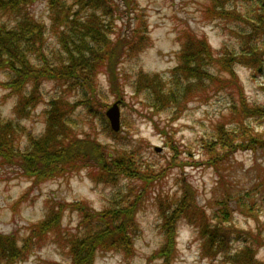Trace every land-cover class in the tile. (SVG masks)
Segmentation results:
<instances>
[{"label": "rangeland", "instance_id": "374dc122", "mask_svg": "<svg viewBox=\"0 0 264 264\" xmlns=\"http://www.w3.org/2000/svg\"><path fill=\"white\" fill-rule=\"evenodd\" d=\"M127 1L135 11L131 12V8L123 4L111 26L116 31L127 33L136 24L143 23L147 25V31L144 39L137 43L139 51L130 48L117 64L121 71L117 83L123 86L122 99H116V95L111 93L103 73L99 72L96 79L97 90L105 96L102 99L106 102L104 113L114 101L119 100V133L123 138L118 143L111 141L102 126L104 119L109 123L106 115L104 119L87 116L82 106L70 114L73 123L68 125L70 131L80 134V139L84 133H90L110 151L134 148L143 161L156 170L163 168L164 174L151 187L145 204L135 214L138 230L132 241L133 250L126 255L116 250L97 252L93 264H165L160 258H150L159 250L163 240L156 196L179 195V183L183 181L191 184L197 206H202L208 215L220 206L223 197L228 198L230 217L226 223L236 235L228 247L234 252L243 244L242 235L250 232L257 238L254 242L256 257L264 263V147L239 148L227 162H223L219 171L202 163L207 159L202 143L213 137L216 130L233 143L241 141L243 136L249 140H264V58L262 64L255 67L235 63L231 70L237 83L230 82V73L223 71L220 73L225 82L223 86L215 83L206 90L199 86L185 93L178 107L162 103L150 108L149 99L144 94L146 90L140 86L141 94H137L133 84H144V75L157 74L161 81L155 77L152 80L160 87L164 85L165 91L169 90L171 70L178 63L182 42L193 34L197 38H205L215 55L243 53L248 48L252 50V45L262 53L264 35L262 38L258 33L250 34L249 27V20L258 6L251 1L227 0L225 6L234 10L238 18L224 19L213 16L216 0ZM31 12L35 18L49 24L44 0H37L31 6ZM5 23L11 24L9 18L0 13V24ZM47 42L48 52L58 48L52 34H48ZM216 68L213 67L211 72L215 74ZM4 82L6 75L0 71V128L6 126L5 130L10 133L6 139L19 153H25L29 140L39 138L45 130L46 102L51 96L63 93V87L52 80H43L38 88L39 101L30 107L24 105L23 110L16 112L18 94L2 86ZM64 96L75 101L80 93L79 90L64 91ZM233 100H236L237 112L253 108L260 115L245 117L246 131L233 121L235 114L230 113ZM174 146L175 151L172 149ZM55 166L57 170L54 167V172L58 175L35 180L33 169L27 168V171L0 159L1 233L14 234L21 243L30 227L42 220L50 208L57 210L59 204L63 205V210L58 225L67 232H75L81 220L78 209L95 212L99 217L105 208L124 202L122 194L126 190H119V186L121 189L124 187V179L117 187L116 183L98 180L95 170L85 164L74 168L66 165L63 169L61 165ZM56 236L53 230L48 231L24 260L13 264H67L68 252L62 243L55 240ZM200 248L201 239L192 226L180 220L175 254L169 264H227L221 263L224 261L221 252L210 257ZM0 264L9 263L2 261Z\"/></svg>", "mask_w": 264, "mask_h": 264}, {"label": "trees", "instance_id": "16d2710c", "mask_svg": "<svg viewBox=\"0 0 264 264\" xmlns=\"http://www.w3.org/2000/svg\"><path fill=\"white\" fill-rule=\"evenodd\" d=\"M36 1L0 0V13L6 15L11 23L0 24V71L6 75V82L2 86L9 88L11 93L17 92L16 112L23 110L24 105L30 107L39 101L38 88L45 79L62 86L63 93L51 96L46 102L45 130L39 138L29 140L27 152L19 153L12 142L6 139L10 137L9 131L5 130L6 126L0 128V159L24 170L33 169L31 171L36 173L35 180L58 175L54 172V167L57 170L55 165H61L63 169L66 165L74 168L85 164L92 171L95 170L98 180L104 183H116L118 187L124 179V187L121 189L119 186V190L126 191L122 194L123 203L105 208L99 217L95 212L78 209L81 220L77 223L75 232H67L58 225L62 204L57 206V210L50 208L42 220L32 225L21 243H18L14 234L0 232L1 262L13 264L24 260L32 247L51 230L57 235L55 240L62 243L68 252L67 264H93L97 252L108 250L126 255L133 250L132 241L138 230L135 214L145 204L151 187L162 178L163 168L156 170L151 167L134 148L130 151H110L90 133H84L80 139V134L70 131L68 124L73 123L70 114L80 106L87 116L104 119L103 108L106 107V102L102 99L105 96L97 90L96 79L99 72L107 77L110 91L116 95V99H122L123 86L117 83L121 71L117 64L125 56V51L128 52L130 48L132 51L138 50L137 43L144 39L147 25L138 23L127 33L116 31L111 26L116 12L123 4L130 7L131 12L135 11L127 0H44L49 16V24H46L31 12V6ZM225 1L227 0H216L213 4V16L238 18L234 10L225 6ZM236 1L238 0H232ZM244 1L254 2L258 6L249 20L250 34L258 33L263 38L264 0ZM48 34H52L58 44L56 50L49 52ZM263 58L264 51L260 53L253 45L252 50L248 48L243 53L215 55L205 38H197L193 34L182 42L178 63L171 70L169 90L165 91L164 85L160 87L158 82L152 80L155 77L161 81L157 74L144 75V84L139 81L140 84H133L137 94H141L140 86L146 90L144 94L149 99L150 108L154 109L162 103L178 107L183 102L182 96L199 86L205 87V90L212 88L215 83L223 86L225 82L220 74L223 71L230 73V82L237 83L235 73L231 70L235 63L255 67L258 63L259 66L262 64ZM213 67H217L215 74L211 72ZM71 90H79L80 96L75 101L64 96V91ZM234 101L236 100H233L230 111L235 114L233 121L246 131L245 117L260 115L253 108H248L247 112L244 109L237 112ZM104 122L102 126L106 136L113 142H120L123 138L120 130L113 131L105 119ZM202 144L207 155L202 163L219 171L223 162H227L239 148L264 147V140H249L243 136L241 141L233 143V140L226 135L223 137L216 130L215 135ZM172 149L175 151V146ZM177 156L175 153L176 161ZM187 182L179 183V195L174 193L171 197L161 194L156 196L163 240L159 250L150 258H160L165 264L173 260L177 226L183 219L201 239L200 249L206 255L214 257L217 252H221L224 260L221 263L227 264H264L256 257L254 242L257 238L250 232L242 235L243 244L234 252L228 247V243L236 236L226 223L230 217L228 198L223 197L220 206L208 215L202 206H197L192 193L195 191L191 190L192 186ZM220 208L222 209L219 210Z\"/></svg>", "mask_w": 264, "mask_h": 264}, {"label": "water", "instance_id": "95a60500", "mask_svg": "<svg viewBox=\"0 0 264 264\" xmlns=\"http://www.w3.org/2000/svg\"><path fill=\"white\" fill-rule=\"evenodd\" d=\"M109 121V125L113 131H119L120 128V109L119 100L114 101L104 113Z\"/></svg>", "mask_w": 264, "mask_h": 264}]
</instances>
